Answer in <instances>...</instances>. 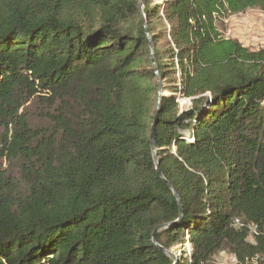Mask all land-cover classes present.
I'll return each mask as SVG.
<instances>
[{
	"label": "trees",
	"instance_id": "16d2710c",
	"mask_svg": "<svg viewBox=\"0 0 264 264\" xmlns=\"http://www.w3.org/2000/svg\"><path fill=\"white\" fill-rule=\"evenodd\" d=\"M248 10L0 0V264H264V49L218 29Z\"/></svg>",
	"mask_w": 264,
	"mask_h": 264
},
{
	"label": "rangeland",
	"instance_id": "374dc122",
	"mask_svg": "<svg viewBox=\"0 0 264 264\" xmlns=\"http://www.w3.org/2000/svg\"><path fill=\"white\" fill-rule=\"evenodd\" d=\"M218 29L223 37L236 40L243 47L252 51L264 49V12L258 10H248L244 13L229 16L225 19H219ZM180 108L186 107V99L178 97ZM23 111L32 124L39 122L41 109L35 102L27 103ZM6 129L0 124V171H15V166L1 157L2 139L6 134ZM175 255H180V247L176 246L170 251ZM208 264H233L230 257L218 254L211 259ZM252 264H258L253 261Z\"/></svg>",
	"mask_w": 264,
	"mask_h": 264
},
{
	"label": "water",
	"instance_id": "95a60500",
	"mask_svg": "<svg viewBox=\"0 0 264 264\" xmlns=\"http://www.w3.org/2000/svg\"><path fill=\"white\" fill-rule=\"evenodd\" d=\"M138 1H139V3L141 2V0H138ZM144 32H145V35H146V37H147V39H148V41H149V43H150V50H151V55H152V43H151V41H150V38H149V35H148V30H147V28H146L145 25H144ZM152 65H153V67L155 68V62H154V59H152ZM155 74H156V75L158 74V73H157V70H155ZM157 76H158V75H157ZM158 83H159V80H158ZM159 95H160V93H159ZM157 104H159V102H158ZM156 123H157V114L155 115L154 122H153V124H152V126H151V137H150V143H151V151H152V155H153V160H154V162H155V166H156V172H157V174L159 175L160 178H163L161 172L159 171V167H158V166H159V162H158V158H157V155H156V147H155L154 136H153V130H154V127H155ZM165 183H166V184L168 185V187L171 189V191L173 192V195H174L175 199L178 201V197H177L176 193L173 191V187H172L169 183H167L166 181H165ZM156 231H157V230H156ZM156 231H155V232L153 233V235H152V241H153L154 245L158 247V245H157V243H156V240H155ZM158 248H159L160 251L165 252V253H167L170 257H172L174 261L176 260V255H174V254L171 253L170 251H166L164 248H161V247H158Z\"/></svg>",
	"mask_w": 264,
	"mask_h": 264
},
{
	"label": "built area",
	"instance_id": "2783aa9c",
	"mask_svg": "<svg viewBox=\"0 0 264 264\" xmlns=\"http://www.w3.org/2000/svg\"><path fill=\"white\" fill-rule=\"evenodd\" d=\"M186 102L189 104V101H188L187 99H186ZM248 229H249V232H250V233H254L256 228H255V226H248ZM186 239H187V238H186ZM185 248H186V250H187V253H189V252H190V248H189L187 242L185 243ZM230 260H231V263H233V264H237V260H236L235 257L230 256Z\"/></svg>",
	"mask_w": 264,
	"mask_h": 264
},
{
	"label": "crops",
	"instance_id": "0c3cea01",
	"mask_svg": "<svg viewBox=\"0 0 264 264\" xmlns=\"http://www.w3.org/2000/svg\"><path fill=\"white\" fill-rule=\"evenodd\" d=\"M228 257H230V256H228Z\"/></svg>",
	"mask_w": 264,
	"mask_h": 264
}]
</instances>
